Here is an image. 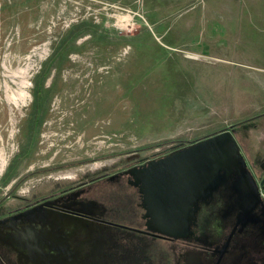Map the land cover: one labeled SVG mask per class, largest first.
I'll list each match as a JSON object with an SVG mask.
<instances>
[{
    "label": "rangeland",
    "instance_id": "rangeland-1",
    "mask_svg": "<svg viewBox=\"0 0 264 264\" xmlns=\"http://www.w3.org/2000/svg\"><path fill=\"white\" fill-rule=\"evenodd\" d=\"M224 130L259 178L264 0H0V216Z\"/></svg>",
    "mask_w": 264,
    "mask_h": 264
},
{
    "label": "flooded vegetation",
    "instance_id": "flooded-vegetation-1",
    "mask_svg": "<svg viewBox=\"0 0 264 264\" xmlns=\"http://www.w3.org/2000/svg\"><path fill=\"white\" fill-rule=\"evenodd\" d=\"M147 161L149 159L112 174L104 173L93 179V185L83 182L36 198L0 216L2 219L55 200L27 216L0 223V264H264V209L257 208L241 218V194L227 184L197 201L186 237L146 232L142 196L138 188L129 183L132 176L127 169ZM249 166L260 184L264 180V165L259 178ZM94 182L98 186L110 185V188L115 184L113 191L129 185L134 199L130 206L123 200L105 202L92 194ZM260 187L262 193L264 183ZM114 213L116 215H112ZM119 213L136 220L137 226L119 222L116 219ZM108 226L148 237L130 238ZM118 238L130 239V242L118 249L112 241ZM155 241L162 245L158 251H155Z\"/></svg>",
    "mask_w": 264,
    "mask_h": 264
},
{
    "label": "water",
    "instance_id": "water-1",
    "mask_svg": "<svg viewBox=\"0 0 264 264\" xmlns=\"http://www.w3.org/2000/svg\"><path fill=\"white\" fill-rule=\"evenodd\" d=\"M233 132L224 130L127 169L132 176L129 183L142 196L146 232L186 237L197 201L225 184L241 194V218L257 208L264 209L260 189L264 180L257 182ZM232 177L235 179L231 182ZM54 201L11 214L0 219V223L27 216Z\"/></svg>",
    "mask_w": 264,
    "mask_h": 264
},
{
    "label": "bare ground",
    "instance_id": "bare-ground-1",
    "mask_svg": "<svg viewBox=\"0 0 264 264\" xmlns=\"http://www.w3.org/2000/svg\"><path fill=\"white\" fill-rule=\"evenodd\" d=\"M9 35H10V34H9ZM95 86H96V85H95ZM66 112H67V111H66ZM66 112H65V113H66ZM75 112H76V111H75ZM76 114H77V113H76ZM68 115H69V114H68ZM75 116H76V115H75ZM68 118H70V116H69ZM71 118H72V116H71ZM62 119H63V118H62ZM66 122H67V121H66ZM76 122H77V121H76ZM61 123H62V122H61ZM61 123H59V124H61ZM53 125H54V124H53ZM53 125H52V126H53ZM63 128H64V127H63ZM63 128H62V129H63ZM65 129H66V128H65ZM69 129H70V128H69ZM75 133H76V131H75ZM72 134H73V133H72ZM72 134H71V135H72ZM72 137H74V136H72ZM67 138H68V136H67ZM71 140H72V139H71ZM71 140H70V141H71Z\"/></svg>",
    "mask_w": 264,
    "mask_h": 264
},
{
    "label": "trees",
    "instance_id": "trees-1",
    "mask_svg": "<svg viewBox=\"0 0 264 264\" xmlns=\"http://www.w3.org/2000/svg\"><path fill=\"white\" fill-rule=\"evenodd\" d=\"M216 134V133H215ZM208 137V136H207ZM204 138H206V137H204ZM201 139H203V138H201ZM200 140V139H199Z\"/></svg>",
    "mask_w": 264,
    "mask_h": 264
}]
</instances>
